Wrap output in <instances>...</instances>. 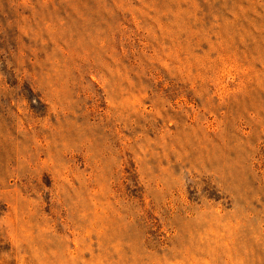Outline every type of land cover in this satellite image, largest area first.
Segmentation results:
<instances>
[{"label":"rangeland","instance_id":"1","mask_svg":"<svg viewBox=\"0 0 264 264\" xmlns=\"http://www.w3.org/2000/svg\"><path fill=\"white\" fill-rule=\"evenodd\" d=\"M0 264H264V0H0Z\"/></svg>","mask_w":264,"mask_h":264}]
</instances>
